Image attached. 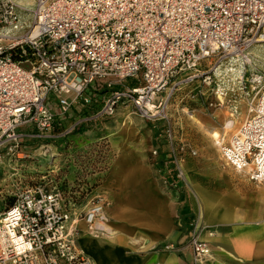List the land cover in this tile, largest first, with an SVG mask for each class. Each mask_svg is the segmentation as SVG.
<instances>
[{"label":"built area","instance_id":"obj_1","mask_svg":"<svg viewBox=\"0 0 264 264\" xmlns=\"http://www.w3.org/2000/svg\"><path fill=\"white\" fill-rule=\"evenodd\" d=\"M31 2L28 10L21 0H0V149L22 151L27 141L52 146L126 103L145 118L160 116L182 88L220 105V96L235 94L220 79L223 68L239 65L246 117L217 145L225 167L264 190V72L249 56L251 45L264 44V0ZM24 11L32 22L20 24ZM78 104L97 108L61 128L59 119ZM10 196L0 214V264H92L78 248L71 203L60 191L33 184ZM92 209L90 226L98 220ZM91 232L100 237L103 230ZM189 245L195 262L209 254L196 235Z\"/></svg>","mask_w":264,"mask_h":264},{"label":"crops","instance_id":"obj_2","mask_svg":"<svg viewBox=\"0 0 264 264\" xmlns=\"http://www.w3.org/2000/svg\"><path fill=\"white\" fill-rule=\"evenodd\" d=\"M82 107L75 105L61 117V128L68 129L97 108ZM109 119L99 118L79 126L69 135L56 138L50 147L65 153L86 135L99 141L96 136L103 137ZM120 143L116 144L117 155L107 178L100 180L98 192L111 200L110 215L126 202L133 205L134 218L128 225L138 242L127 250L124 240L115 246L100 241L102 245L112 248L120 260L130 253L127 256L135 264H264L263 189L235 173L237 178H226L221 184L207 183L206 177L199 174L197 185H190L175 172L172 162L162 157L150 159L143 150L133 151L129 145L123 155ZM117 161L120 170L112 174ZM187 170L194 171L192 167ZM190 172L188 175L193 176ZM110 219L118 225L123 222L113 216ZM193 235L209 249V254L198 262L189 245Z\"/></svg>","mask_w":264,"mask_h":264},{"label":"rangeland","instance_id":"obj_3","mask_svg":"<svg viewBox=\"0 0 264 264\" xmlns=\"http://www.w3.org/2000/svg\"><path fill=\"white\" fill-rule=\"evenodd\" d=\"M26 22H32L31 15ZM249 56L253 66L264 72L261 63L254 61L252 54L249 53ZM211 63L212 60L206 62L207 65ZM233 66L224 67L223 78L220 79L231 80L230 72L225 73L229 68L238 69L239 77L241 68L239 65ZM233 78L236 79L228 82L227 87L232 85L235 94L227 98L220 96V105H215L218 101L214 96L209 97L210 100L205 103L194 97L196 92L192 95V88L187 87L178 91L176 98L166 105L165 111L154 118L141 116L128 103L121 106L119 110L126 108L123 112H128L139 133L138 139L130 140L128 145L133 151L143 150L150 159L162 157L172 162L175 172L182 178L180 167H192L193 176L188 175L187 178L190 185H197L199 174L206 177L210 184H221L226 178H237L234 172L224 166L217 145L220 140L226 142L246 117V98L240 91L237 77ZM230 98L231 102H228ZM230 105L236 107L237 113L232 114ZM115 117L109 119L108 127L116 124ZM230 120L235 122L234 128L223 129ZM112 134H104L103 137L98 134L96 137L100 138L99 141H95L92 135L78 138L70 151L65 153L54 151L50 146L40 147V143L30 141L24 143L22 151L15 153H12L9 146L0 149V214L13 203L14 198L10 196L12 191L27 185L42 184L48 189L60 191L63 199L71 203L69 226L77 228L78 237L84 233L79 221L85 220L91 208L101 207L110 219L107 210L111 200L106 196L102 198L98 186L108 173L113 157L117 155L115 147L119 141L113 142ZM192 150L196 151V155L190 154ZM52 157L57 159L55 163L50 162ZM7 163L12 165V172L4 170ZM5 177L11 179L5 180ZM103 233L98 241L109 240Z\"/></svg>","mask_w":264,"mask_h":264},{"label":"bare ground","instance_id":"obj_4","mask_svg":"<svg viewBox=\"0 0 264 264\" xmlns=\"http://www.w3.org/2000/svg\"><path fill=\"white\" fill-rule=\"evenodd\" d=\"M21 3L28 10H30V7L32 5L31 0H21ZM28 16H30V12H22L20 16V24L25 23ZM249 53L254 56V61L260 62L262 67L264 68V44L251 45L249 48ZM226 72H230L229 75L231 77V80L229 79V81H234L236 78L234 79L233 77H238L239 74V70L234 68L226 69ZM227 81L228 80L224 81L225 85L228 84ZM148 108L152 112H154L151 105H149ZM124 109L125 110H118L115 117L116 124H114L113 127H108L105 132L101 133V135L113 133L112 141L121 142L119 146H121V148L124 150L123 155H125L129 151L127 143L130 140H137L139 137L138 129L136 128L133 119H131V117L127 114L128 112H123L126 111V108ZM234 124L235 122L232 120L227 121L225 123V128L223 129L227 128L232 130L234 128ZM236 132L237 129L232 134H235ZM213 137H216V134H213ZM52 158L53 159H51L50 162L55 163L57 159H54V157ZM118 161L115 164V168L113 169L112 174L115 173V170H120ZM11 168L12 165L7 163L4 170H7V172H12ZM180 171L182 175L187 179L188 170L185 165L180 167ZM9 179H11V177H5V180ZM132 206L133 205L130 202H126V205L123 208L119 209L118 212H111L112 215H110L108 210L110 217L113 216L122 219L123 222L119 225L117 224V222L109 219L108 215L105 214V211L98 206L91 210V214L97 216L96 218L98 219L95 221V224L93 226L89 225V219L79 221L80 228L84 231V233L79 238L78 248H80V250L91 259L92 264H135L131 257L127 256L130 255V253L126 254L124 259L120 260V257L114 255V253L111 251L112 248L102 245V243L98 241L100 238L95 236L96 234L91 232L95 229H102L103 232L106 233H103V235H105L107 239H109L108 241L110 242L109 244H112L111 246H115L117 242H121L122 240H124L125 249L127 250L128 248H132V245L138 242V238L131 235L133 229L129 228L128 225V222L133 221L134 218V208Z\"/></svg>","mask_w":264,"mask_h":264}]
</instances>
